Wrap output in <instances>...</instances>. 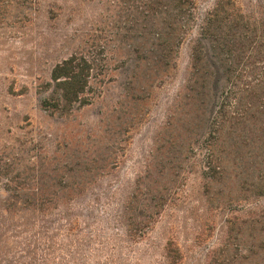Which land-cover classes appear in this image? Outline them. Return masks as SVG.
Instances as JSON below:
<instances>
[{
	"label": "rangeland",
	"instance_id": "374dc122",
	"mask_svg": "<svg viewBox=\"0 0 264 264\" xmlns=\"http://www.w3.org/2000/svg\"><path fill=\"white\" fill-rule=\"evenodd\" d=\"M214 1L195 0L199 16ZM140 10L141 0H0V264H264L254 179L230 164L206 188L192 157L163 156L196 26L158 84ZM72 52L94 59L88 101L51 113L45 83ZM146 174L158 189L149 218L138 202L125 208Z\"/></svg>",
	"mask_w": 264,
	"mask_h": 264
},
{
	"label": "trees",
	"instance_id": "16d2710c",
	"mask_svg": "<svg viewBox=\"0 0 264 264\" xmlns=\"http://www.w3.org/2000/svg\"><path fill=\"white\" fill-rule=\"evenodd\" d=\"M140 13L144 32H153L156 39L148 51L158 62V84L168 75L186 33L196 26L188 76L167 120L173 133L166 139L168 145L162 144L163 156L170 159L176 152L177 163L192 157L206 188L235 164L244 177L254 179L252 185L262 193L264 0H215L200 16L195 0H141ZM93 70V57L82 52H72L56 62L45 83L41 106L51 113H64L87 103L85 93ZM148 176L142 188L138 184L131 192L125 206L130 209L138 202L145 218L158 213L154 208L158 205V189ZM60 197L51 193L47 200L51 203ZM134 217L135 225L143 223L144 217L136 218L137 222ZM71 234L76 235L73 228ZM70 241L73 246L77 242ZM165 249L169 251L170 247ZM48 256L42 257L44 263Z\"/></svg>",
	"mask_w": 264,
	"mask_h": 264
}]
</instances>
